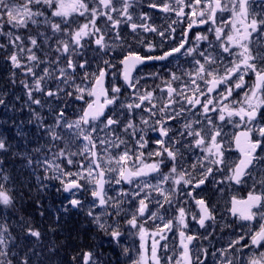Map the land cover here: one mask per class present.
I'll return each instance as SVG.
<instances>
[{
  "label": "snow or ice",
  "instance_id": "obj_1",
  "mask_svg": "<svg viewBox=\"0 0 264 264\" xmlns=\"http://www.w3.org/2000/svg\"><path fill=\"white\" fill-rule=\"evenodd\" d=\"M138 3L0 0V58L29 111L27 120L11 123L25 144V124L48 141L21 152L0 131V157L11 152L26 161L35 179L27 195L37 214L52 210L56 226L49 232H57L71 210L84 211L94 235L70 253V264H125L121 257L126 264H206L208 250L193 244L201 237L189 234V222L205 229L203 239L216 231L218 209L197 198L209 181L221 194L248 184L245 197H230L227 211L246 222L241 228L255 223L213 251V264H264V0H152L150 9L176 18L164 30L146 12L134 16ZM122 25L134 37L155 34L161 44L140 39L147 50L142 54L121 36ZM173 25H182L179 39ZM204 25L207 34L197 31L190 40ZM181 57L191 67L177 63L166 79L158 72L138 74L151 61ZM147 78L160 79L163 87L149 89L141 84ZM8 95L0 91L6 110ZM46 105L52 123L33 107ZM150 133H156L151 141ZM3 164L0 158V264H44L43 248L17 244L14 231L36 244L42 232L23 213L25 193ZM51 181L57 193L69 194L55 208L45 200ZM122 229L138 238L136 248ZM58 248L52 241L47 252Z\"/></svg>",
  "mask_w": 264,
  "mask_h": 264
},
{
  "label": "trees",
  "instance_id": "obj_2",
  "mask_svg": "<svg viewBox=\"0 0 264 264\" xmlns=\"http://www.w3.org/2000/svg\"><path fill=\"white\" fill-rule=\"evenodd\" d=\"M3 40V37H0V41ZM11 71L10 65L0 58V91H7L8 102H11L10 94L16 89H20L21 86L19 84L13 86L9 83V73ZM17 72V71H16ZM18 79H23V77L18 74ZM12 106H8L6 110L2 106V110L0 109V122L8 121L7 124L0 123V129L8 130L7 136L10 141L14 144L15 148L21 150H30L34 145L35 135L37 134V128L33 127L30 124L21 125L24 131L28 133L27 135V144H25V138L17 136L16 129L12 125L11 121L15 120L17 124L20 121L25 120L24 116H15V111L11 108ZM15 131V132H11ZM16 136L19 138L17 139ZM4 160L3 167L5 171L12 177V180L15 186L22 192L25 193V199L22 203V211L25 215H29L32 218V223L35 227H37L42 232V241L40 244H36L33 239L25 238L18 232L14 231V235L17 236V244L20 246V250H26L28 247L36 246L43 248L44 256L43 261L44 264H70V253L75 254L73 251L77 247H83L89 244L88 240V230L83 231L78 227L79 222L77 218L72 216V214L68 213L67 216L62 217L60 222L59 230L55 233L49 232V226L55 227L54 218L52 216V210L50 209L45 217H40L37 214V209L34 207L31 199L27 195L28 188L35 187V179L30 176V170L26 167V165L19 164L17 159L14 158V155L9 152L7 155H3L0 157ZM59 194L56 191L55 187L50 186L45 200L50 202L52 208H55L59 205ZM55 241L57 245H59L58 250L55 253H48L47 247L52 242Z\"/></svg>",
  "mask_w": 264,
  "mask_h": 264
},
{
  "label": "flooded vegetation",
  "instance_id": "obj_3",
  "mask_svg": "<svg viewBox=\"0 0 264 264\" xmlns=\"http://www.w3.org/2000/svg\"><path fill=\"white\" fill-rule=\"evenodd\" d=\"M152 2V0H139V3L136 7V9L134 10V16L137 15L139 12H146L148 13V15L151 17L150 19V23L155 25L158 29L160 30H164L166 29L171 23L172 20L176 19L175 16H169L168 14L163 13L162 11L159 10H152L148 7V4ZM157 2H159V0H157ZM137 23H139V20H136ZM173 27L176 28V36L177 39H179V34L181 31V27L182 25H173ZM210 27L209 25H204V26H199L197 28L193 29V32L189 34V39H193L194 38V33L199 31V32H204L207 34L206 30L207 28ZM167 35V33H166ZM121 36L124 37L129 43H132L133 47L140 50L142 54H144L147 50L143 47V45L139 44L138 41L140 39H143L145 41H152L154 43H156L157 45L161 44V38L155 34H151V33H147V34H137L135 37L130 33L129 29L127 28V26L122 25L121 26ZM209 38L211 39L212 37L209 36ZM171 46V42L165 40L163 42V48L167 49L168 47ZM202 47H206L205 45H202ZM160 48L158 47L156 49V51L153 53L154 55H158L160 53ZM113 55H116L115 53H113ZM120 57L116 56V59L118 60ZM150 66L147 68H144L142 70V73L138 70V74H146L149 72H158L161 78H167V74L168 71H178L176 64L179 63L183 68H189L191 67L190 64L185 62V58H179V60L176 59H172L170 58L169 61H151L149 62ZM252 77H246V80L249 81V83L251 82ZM141 84L145 85L146 87H148L149 89L155 88L156 85H160L161 87H163V85L161 84V80L160 79H153V78H147V79H143L141 80ZM127 90H124L122 92V98L123 96L127 95ZM157 95H159V92H157ZM237 99H239V97H236ZM69 116L72 117V113L69 112ZM138 116L136 117V119L138 120ZM226 131H231V127H227ZM149 138L150 141L151 139L156 138V133H150L149 134ZM230 156L232 159H236L238 158V153L236 151H232L230 153ZM166 171V169H165ZM208 186L209 183H207L205 186H202V189L200 190L201 193H199V195L197 196V198H204L211 207H214L215 209H218L217 213H216V231L214 234H212L211 237H209V239L204 240L203 237L205 236V229H200L198 227V225L195 222H189V229L190 232L189 234H195L201 237V240L199 241V243L197 244L196 241L193 242V244L196 247H200V248H206L208 250V259L206 261V264H213V257L211 255V253L213 251H215L218 248H222L224 246L223 242L218 241V239L216 238V233L220 232L219 228L227 230L229 232H234V231H241V224H243V222L239 221L237 218L232 219V218H228V211H227V207H228V200L230 199V197L232 195H236L238 198H243L245 197L244 191L245 189L242 187V185H234L230 188V190L226 191L225 193L222 194V198L219 199L218 198V194H212L213 196L216 197V200H221L223 201L222 203L216 204V203H212L211 199H210V194L206 193L208 190ZM69 195H67L68 197ZM81 199H83L82 195L80 196ZM84 200V199H83ZM85 201V200H84ZM189 203L191 204V200H189ZM86 205V203H85ZM193 211H195V209H193ZM79 214V212H78ZM80 214H82V212L80 211ZM148 227H152L151 224L147 225ZM225 228H223V227ZM172 241H173V237L172 234H169V247H172ZM163 243V242H161ZM168 255H171L172 253L169 252L167 253Z\"/></svg>",
  "mask_w": 264,
  "mask_h": 264
},
{
  "label": "rangeland",
  "instance_id": "obj_4",
  "mask_svg": "<svg viewBox=\"0 0 264 264\" xmlns=\"http://www.w3.org/2000/svg\"><path fill=\"white\" fill-rule=\"evenodd\" d=\"M38 55H40V53H37ZM11 71H12V69H11ZM15 71H17L18 72V74H20V72H19V70H15ZM24 78V77H23ZM20 97L22 96V95H19ZM16 100V99H15ZM58 105L55 103V102H53L52 103V107L53 108H55V107H57ZM49 110L48 109V107H47V105L44 107V108H40V110ZM43 116H49V113H46V114H44ZM50 116H52L51 114H50ZM46 122L47 123H52V117H49L47 120H46ZM41 139H43L44 140V142L47 144L48 143V141H47V139H46V137H44L43 136V134L41 135ZM35 156H38V154H35L34 155V157ZM209 183V186H208V190H207V192L206 193H218V198L219 199H221L222 198V194L220 193V192H218L217 191V189H216V186L211 182V181H209L208 182ZM53 185H56V184H53ZM243 186H245V187H248L249 189H250V187H249V185L248 184H244ZM227 190V189H226ZM198 192L199 193H201V191H199L198 190ZM111 194V193H110ZM82 197H83V199L85 200V203H86V205H85V207L87 206V204H88V201H89V197L87 196V194L85 193V194H82ZM223 201H221V200H215V203L216 204H219V203H222ZM224 203V202H223ZM83 213H84V211H82ZM223 227V226H222ZM223 228H225V227H223ZM219 230L220 231H227V230H224V229H221V228H219ZM122 231H125L126 232V241H127V244H128V246L130 247V248H136L137 246H138V244H139V240H138V238L137 237H135L134 235H132V234H130V233H127V230L126 229H122ZM209 231H211V229H209ZM215 233V232H214ZM208 233L205 231V236L207 235ZM232 239H235V235L234 234H231V233H229L228 235H227V237H226V242L228 243V241L229 240H232ZM204 240H207V239H204ZM123 258V257H122Z\"/></svg>",
  "mask_w": 264,
  "mask_h": 264
},
{
  "label": "bare ground",
  "instance_id": "obj_5",
  "mask_svg": "<svg viewBox=\"0 0 264 264\" xmlns=\"http://www.w3.org/2000/svg\"><path fill=\"white\" fill-rule=\"evenodd\" d=\"M30 173V176L32 175L31 171L29 172ZM32 177V176H31Z\"/></svg>",
  "mask_w": 264,
  "mask_h": 264
}]
</instances>
